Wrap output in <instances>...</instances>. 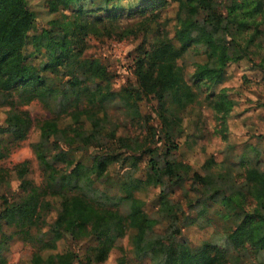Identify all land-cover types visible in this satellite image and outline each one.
<instances>
[{
  "label": "rangeland",
  "instance_id": "374dc122",
  "mask_svg": "<svg viewBox=\"0 0 264 264\" xmlns=\"http://www.w3.org/2000/svg\"><path fill=\"white\" fill-rule=\"evenodd\" d=\"M25 1L35 15L25 48L36 52L37 58L31 59L36 66L48 59L47 50L35 51L32 42V37L39 35L43 28L50 29L51 37L60 41L63 36L60 23L73 19L80 8L92 11L87 16L78 15L83 20L106 13L100 10L104 0H79L65 7L57 5L54 11L50 6L55 0ZM214 1L216 10L225 15L231 0ZM262 1V11L249 29L238 31L236 23L230 24L231 34L226 38L232 40L231 52L237 58L227 61L220 85L206 87L192 77L194 63L203 62L205 58L203 46L189 49L177 60L184 80L194 93L192 102H174L170 92L165 93L163 105L152 94L138 100L135 111L122 102L118 93L123 88L138 91L135 58L144 37L142 30L132 32L139 15L136 12L129 15L127 10L119 15L111 34L103 32L101 27L97 32L79 33L68 45L70 52L64 65L42 72L45 85L36 89L37 92L23 87L0 92V129L12 114H23L31 120L25 139L15 140L0 130V168L7 173L0 195L8 200L5 203L0 197V214L7 205L20 204L27 198L30 188L38 195L35 224L29 229L17 219L0 218V264H29L32 254L43 249V233L57 214L58 199L54 196L58 191L84 195L98 210L116 211L126 217L130 202L124 197L125 189L135 185L134 197L139 199L143 212L154 220L149 232L152 238L168 233V225L176 215L174 221L179 229L176 238L192 254L208 245L218 248L224 264L264 261V250L257 251L247 244L235 247L231 243L228 233L236 222L232 205L205 200L215 188H219L220 195L235 190L242 196L247 211L255 207L251 189L244 179L247 168L264 171ZM130 2L121 0V5L127 8ZM109 9L114 13L116 3L109 4ZM153 9L156 13L159 11V15L152 30L160 25L162 34L178 45L174 36L176 4L170 0L166 7ZM51 20L59 24H51ZM90 61L104 70L103 76H96L94 69L86 65ZM220 94L225 95L224 99L230 104L227 112L215 108ZM80 110L97 119L98 133L84 146L79 139L69 145L61 136L51 137L41 149L47 164L42 162L34 149L39 141V126L46 120L57 119L62 127L71 123V115ZM177 118L182 119L181 123L177 124ZM85 127L89 128V123L86 122ZM124 144L132 152H127ZM103 151L111 162L102 176L93 174L90 181L81 177L78 182L68 176L62 178L77 162L89 167L94 154ZM131 153L139 158L132 157ZM152 158L157 162V172L152 169ZM23 161L27 162L26 177L30 181L26 189L16 173L18 164ZM168 164L176 166L175 174L167 173ZM195 173L208 175L212 184L202 186ZM128 238L119 239L105 259L93 260L90 264H147V260L133 257ZM97 242L94 236L73 239L67 235L57 242L55 250H46L43 255L67 250L73 255L72 264H76L78 257L92 256L91 247Z\"/></svg>",
  "mask_w": 264,
  "mask_h": 264
},
{
  "label": "trees",
  "instance_id": "16d2710c",
  "mask_svg": "<svg viewBox=\"0 0 264 264\" xmlns=\"http://www.w3.org/2000/svg\"><path fill=\"white\" fill-rule=\"evenodd\" d=\"M77 1L79 0H55L50 10H56L57 5L65 7ZM113 3H116L117 8L114 13L110 9L107 10V6ZM169 3L170 0H131L125 8L121 5V0H104V7L100 10H106L105 15L87 17L86 20L78 18V15L87 16V13L92 11L80 8L73 19L60 23L63 31L60 41H55L50 35V29L47 28H43L39 35L32 37L35 51L45 48L48 52L47 61L36 66L31 60L37 58L36 52L27 51L25 48L28 32L35 20L34 13L27 8L25 0H0V92H9L16 87L30 88L37 92L36 89L39 90L45 85L42 72L53 70L60 64L64 65L63 61L69 57L68 45L77 39L79 33L97 32L101 27L103 32L111 34L113 26L118 23L119 15L127 10L129 15L136 12L140 17L134 31H131L142 30L144 37L138 46L140 53L135 58L138 91L134 93L123 88L118 93L122 102L135 111L138 108V100L146 99L152 94L161 103L165 93L168 92L171 93L174 102H192L194 93L184 80L182 68L177 60L189 49L203 46L205 58L203 62L194 63L192 77L196 83L202 82L206 87L214 88L220 85L227 61L237 58L231 52V48H234L232 40L226 38L231 34L230 24L236 23L238 31L249 29L256 22L257 15L261 13L263 1L231 0L223 15L216 10L214 0H171V3L176 4L177 27L174 36L178 45L173 44L166 35L162 34L160 25L152 30V24H156L159 15V11L156 13L153 8L166 7ZM50 23L59 24L53 20ZM219 34H223V37ZM147 36H151V39H147ZM86 65L91 70L94 69L96 76H103L104 70H101L98 64L90 61ZM224 97L226 98L221 94L218 96L215 108L227 112L230 104ZM162 117L164 120L163 114ZM71 118L72 122L62 127L59 126L57 119L46 120L39 126V141L35 143L34 149L37 157L45 164L47 161L41 149L51 137L61 136L69 145L79 139L84 146L90 142L93 135L98 133L99 122L87 111H77L71 115ZM181 120L177 118V124L181 123ZM86 122L89 123V128L85 127ZM30 128L31 120L28 116L12 114L6 118V125L0 130L9 133L15 140H21L26 138ZM124 145L127 152H132L127 144ZM131 155L139 158L136 153ZM92 160L93 163L89 167L77 162L70 173L62 178L68 176L78 182L83 177L82 180L90 181L93 174L96 177L102 176L111 162L105 151L94 154ZM150 163L152 169L157 172V162L152 158ZM167 170V173L175 174L173 172L176 166L168 164ZM16 173L22 187L26 189L30 182L26 177L28 173L26 161L18 164ZM6 174V171L0 168V186L5 181ZM195 175L202 186L212 184L208 175L201 176L198 173ZM244 180L249 185L251 196L255 200L252 211L246 210L242 196L235 190L220 195L219 188H215L205 200L232 205L236 222L232 224L233 228L230 229L228 237L235 247L247 244L257 251L264 250V171L254 167L247 168ZM133 187L137 189V185L125 189L124 197L130 202L126 217L116 211L98 210L84 195H68L58 191L54 196L58 199L56 217L52 225L43 233V249L32 254L29 264H72L73 255L67 250L43 255L46 250H55L57 242L67 235L73 239L94 236L98 241L94 247H91L92 256L86 254L82 258L78 257L76 264H90L93 260L105 259L108 252L116 246V242L125 236H129L133 257L136 260H147V264H224L218 248L205 245L192 254L177 240L179 229L174 221L176 215L168 225V233L165 232L156 238L149 236L154 220L143 212L139 199L133 195ZM30 190L27 198L20 204L7 205L0 218L17 219L27 229L33 226L38 208V195L35 189L30 188ZM0 197L8 203L5 197L2 195ZM218 198L220 201H217ZM257 264H264V261Z\"/></svg>",
  "mask_w": 264,
  "mask_h": 264
}]
</instances>
